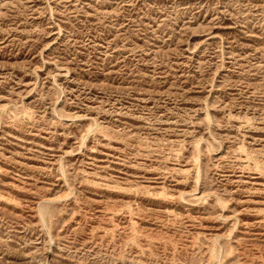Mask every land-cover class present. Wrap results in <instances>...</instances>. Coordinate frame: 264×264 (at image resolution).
<instances>
[{"label": "rangeland", "instance_id": "obj_1", "mask_svg": "<svg viewBox=\"0 0 264 264\" xmlns=\"http://www.w3.org/2000/svg\"><path fill=\"white\" fill-rule=\"evenodd\" d=\"M0 264H264V0H0Z\"/></svg>", "mask_w": 264, "mask_h": 264}]
</instances>
